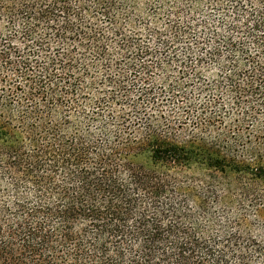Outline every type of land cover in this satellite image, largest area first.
Instances as JSON below:
<instances>
[{
	"label": "trees",
	"instance_id": "16d2710c",
	"mask_svg": "<svg viewBox=\"0 0 264 264\" xmlns=\"http://www.w3.org/2000/svg\"><path fill=\"white\" fill-rule=\"evenodd\" d=\"M263 205L264 0H0V264H264Z\"/></svg>",
	"mask_w": 264,
	"mask_h": 264
},
{
	"label": "rangeland",
	"instance_id": "374dc122",
	"mask_svg": "<svg viewBox=\"0 0 264 264\" xmlns=\"http://www.w3.org/2000/svg\"><path fill=\"white\" fill-rule=\"evenodd\" d=\"M166 23V19L165 18H162L161 21L159 23H157V26H159L160 28L164 27ZM237 202L234 206H232V210H252L251 208L249 207H246L245 205H242V204H239V202H241V200H239L237 198ZM260 210H264V205L263 207H261ZM262 224H264V212L262 213Z\"/></svg>",
	"mask_w": 264,
	"mask_h": 264
}]
</instances>
